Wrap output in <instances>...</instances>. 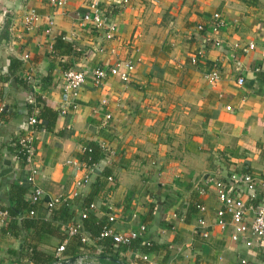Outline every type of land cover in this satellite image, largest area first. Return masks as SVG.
Listing matches in <instances>:
<instances>
[{
	"label": "crops",
	"instance_id": "obj_1",
	"mask_svg": "<svg viewBox=\"0 0 264 264\" xmlns=\"http://www.w3.org/2000/svg\"><path fill=\"white\" fill-rule=\"evenodd\" d=\"M90 1L70 0L56 8L49 0H0V170L5 160L13 168L0 177V200L5 205L8 183L26 184L28 193L31 187L44 191L34 206L32 218L40 221L36 228L17 238L0 233V264H17L28 249L55 258L50 264L71 257H85L83 262L90 264H260L264 243L247 248L231 241L230 228L215 225L223 205L203 180L245 173L257 184L264 179V0H128L120 10L115 8L120 0H98L117 26L108 41L83 21ZM27 10L39 16L29 29L24 25ZM215 13L226 23L218 32L209 29ZM198 25L205 30L198 31ZM61 34L84 51L71 68L131 63L129 81L109 76L95 86L88 80L75 100L63 103L64 71L50 58ZM251 44L254 48L248 49ZM215 70L218 78L209 83ZM50 72L53 81L48 84L44 78ZM178 81L184 135L165 154L155 134L161 108L151 91ZM37 96L59 117L54 130H36L35 160L22 166L10 148L28 131ZM90 142L101 146L100 165L107 176L99 163L89 168L67 164L78 161L79 151ZM32 169L37 174L29 180ZM85 176L88 184L78 188ZM233 186L232 195L243 200L250 219L253 207L264 203V188L251 193L243 184ZM90 196L97 207L90 213L97 222L107 223L111 214L112 228L122 234L140 233V226H146L141 240L154 242L153 250L113 245L110 251L88 230L85 247L80 246L79 236L65 229ZM56 198L66 199L67 210L64 216L61 209L55 211L52 222L46 203ZM194 200L201 202V210L194 211ZM59 227L66 234L63 240ZM61 245L65 250L58 259ZM116 253L123 261L111 260Z\"/></svg>",
	"mask_w": 264,
	"mask_h": 264
},
{
	"label": "built area",
	"instance_id": "obj_2",
	"mask_svg": "<svg viewBox=\"0 0 264 264\" xmlns=\"http://www.w3.org/2000/svg\"><path fill=\"white\" fill-rule=\"evenodd\" d=\"M70 0H49V4L52 7L63 8L65 7ZM128 3V0H120L116 3L115 8L117 10L122 9ZM110 16V15H109ZM103 9L99 6L98 0H91L88 4V11L83 15V21L86 24H89L93 29L100 31L103 38L108 41L112 40L117 32L116 23L113 21L112 17H109ZM39 21V16L33 10H27L24 15V25L25 29H29L34 23ZM52 24V23H49ZM226 23L222 16L218 13H215L211 18V23L209 29L212 32H218L224 29ZM198 31H204L205 27L203 25L197 26ZM254 45L251 44L248 46V49H253ZM27 59V56L23 57ZM134 66L131 63H120L116 62L108 68H85V69H76L70 68L63 72V94L62 101L63 103H71L78 96L79 91L86 83L90 80L95 86H101L109 76L119 77L121 81L128 82L129 75L133 71ZM218 78V72L215 70L211 72L207 79L209 83H213ZM28 82H31V78H27ZM237 84L242 86L244 84V79L239 78ZM36 124V119L34 116L29 117L27 122V132L20 135L17 138L18 150L16 155V160L20 163H25V165H32L35 160V150L33 146L35 134L37 133L34 129ZM262 155L264 157V145L262 146ZM67 164L72 166L82 167V163L79 161L71 160ZM37 172L35 169H32L29 175V180H32L36 176ZM108 180H111L109 177ZM89 182V177L85 176L81 181L77 183V187L81 188L87 185ZM203 183L205 185L212 186L216 191L218 200L222 203L223 207L216 212L215 225L220 228V230H226L230 228V239L234 243H241L247 248L253 247L256 244L262 245L264 243V203H258L253 207V215L250 219H247V208L242 199H238L232 195L233 184H243L245 185L247 191L256 192L258 191V186L264 188V179L260 183H256L255 179L250 174H243L241 177H230L229 183L224 180L223 177L218 179H204ZM30 196L27 199V202L30 205H37L43 200L44 191L37 187H31ZM200 193H203V189L200 190ZM66 199L56 198L50 200L46 203L47 212L52 211L56 205L65 203ZM202 208H200L201 210ZM97 207L94 203H91L86 207L82 212H80V220H83L87 217V214L91 211H96ZM30 216L35 215L34 210L29 211ZM226 215L229 216V219H226ZM8 218V213L0 208V225H4L6 219ZM80 220L73 222L67 227L68 235H78L80 234V241L82 243L87 242L88 236L85 231L82 230ZM115 221V217L111 214L108 215V221L104 225L102 232L98 239L102 238H111L114 245H129L131 241L136 239H141L142 235L146 232V226H140V233L132 232L129 234H122L116 232L112 228V223ZM201 225H204V221H200ZM207 229V228H206ZM204 236H207V233H203ZM149 244V242H147ZM65 250L64 245H61L57 248L56 257L60 259L61 253ZM263 255L262 261L260 264H264V246H263ZM147 259V257H144ZM60 261V260H59ZM242 263H245L242 261Z\"/></svg>",
	"mask_w": 264,
	"mask_h": 264
},
{
	"label": "trees",
	"instance_id": "obj_3",
	"mask_svg": "<svg viewBox=\"0 0 264 264\" xmlns=\"http://www.w3.org/2000/svg\"><path fill=\"white\" fill-rule=\"evenodd\" d=\"M106 14L107 11L105 10ZM115 12V11H113ZM113 14V13H112ZM84 57V51L83 49L77 50V48L74 46L73 43H71L69 40H67L62 34L59 35L57 38H55L54 43L51 47L50 51V58L52 61L58 62V65H60L63 69V71H66L74 66V64L78 63L82 60ZM15 61V60H12ZM46 83L50 84V82L53 81L52 73H48V75L44 78ZM34 109L37 110V113L34 115L36 119V124L34 125V129L37 131H45L49 132L54 130L55 124L57 122V119L59 117V111L53 110L50 106H48L44 100L41 99L40 96L36 97V104ZM33 112V108H30L29 110V117L31 116ZM13 145L10 148V151L15 156H20L17 154L18 145L16 142L12 143ZM103 159V154L101 151V146L90 142L87 147H85L83 150L79 151L78 155V161L85 164L86 166L92 167L99 163L98 167L102 170L103 174L105 176L108 175V172L103 168V166L100 165V161ZM1 161V156H0ZM22 166H25V163H21ZM26 178V177H25ZM226 182L229 183L228 178L229 177H223ZM4 194L6 195V202H4L5 205H3V202L0 200V208L5 210L8 213V218L5 221V224L0 227V233L2 234H9L14 237H18L21 234H26L31 228H36L38 225L39 219H36L35 217L32 218V216H28L30 210H34V206L30 205L27 202V198L30 196V193H28V185L22 184V185H13V184H7L4 186ZM92 201V197H88L86 199V202L80 206L81 212L88 207ZM193 209L194 211L200 210L202 208V204L200 201L194 200ZM36 206V205H35ZM55 206L52 211L48 212L50 213V216L48 217V220H54L55 211L61 209L64 213H66V204L62 203L59 205L58 209ZM66 216V215H65ZM80 216V214H79ZM77 216V219L75 221L80 220V217ZM31 217V218H30ZM74 221V220H72ZM53 222V221H52ZM51 222V223H52ZM82 230H88L91 232L93 238H99L102 229L106 223H99L97 222L92 214L89 212L87 214V217L83 220H80ZM60 232H62L61 240H63L66 236L64 235V231L61 230L59 227ZM67 229H65L66 233ZM79 236V244L82 247H85V244L80 242V234ZM101 244H104L105 248H108L110 251L112 250V246L114 245L111 238H102ZM24 241V240H22ZM25 244V243H24ZM137 246L140 249H143L145 253H149L153 250L155 247V243H143L141 239H136L131 241L129 245H120L119 250H126L131 249L133 247ZM25 250L22 249L21 253H23ZM26 254L23 256H20L18 258L17 264H50L54 261H56L55 258L47 256L45 257L42 254H39L34 249H28L25 251ZM26 262L24 263L23 262ZM111 260H122L118 257L117 253L112 255ZM123 261V260H122ZM134 263H137V259H133ZM140 263H145L144 261H139Z\"/></svg>",
	"mask_w": 264,
	"mask_h": 264
},
{
	"label": "rangeland",
	"instance_id": "obj_4",
	"mask_svg": "<svg viewBox=\"0 0 264 264\" xmlns=\"http://www.w3.org/2000/svg\"><path fill=\"white\" fill-rule=\"evenodd\" d=\"M161 88L152 87L151 95H154V101L161 108V113L157 114L160 117V130L155 134L160 135L162 145L160 148L162 153H167L170 148H175L177 143L183 139L184 131L181 129L184 126L185 107L180 96L182 83L169 82L166 85H161ZM176 143V144H175ZM174 144V145H173Z\"/></svg>",
	"mask_w": 264,
	"mask_h": 264
},
{
	"label": "water",
	"instance_id": "obj_5",
	"mask_svg": "<svg viewBox=\"0 0 264 264\" xmlns=\"http://www.w3.org/2000/svg\"><path fill=\"white\" fill-rule=\"evenodd\" d=\"M13 170L12 166L10 165V161L5 160L2 169L0 170V177L4 176L8 173H11ZM85 257H71L67 258L58 262H55L53 264H90V263H84L83 260Z\"/></svg>",
	"mask_w": 264,
	"mask_h": 264
}]
</instances>
